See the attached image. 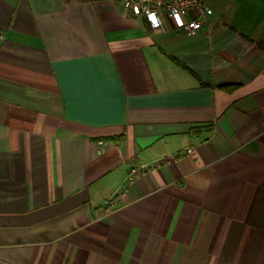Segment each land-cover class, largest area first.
I'll return each instance as SVG.
<instances>
[{"label":"crops","instance_id":"0c3cea01","mask_svg":"<svg viewBox=\"0 0 264 264\" xmlns=\"http://www.w3.org/2000/svg\"><path fill=\"white\" fill-rule=\"evenodd\" d=\"M211 6L0 0V264H264V0Z\"/></svg>","mask_w":264,"mask_h":264},{"label":"built area","instance_id":"2783aa9c","mask_svg":"<svg viewBox=\"0 0 264 264\" xmlns=\"http://www.w3.org/2000/svg\"><path fill=\"white\" fill-rule=\"evenodd\" d=\"M121 4L129 14L145 16L153 28L162 27L163 17L167 16L177 27L197 30L207 24V16L213 13L211 0H121ZM101 143L100 141L99 144ZM98 151H102L101 146ZM151 166L152 164L143 163L131 167L127 183H132L141 172Z\"/></svg>","mask_w":264,"mask_h":264},{"label":"water","instance_id":"95a60500","mask_svg":"<svg viewBox=\"0 0 264 264\" xmlns=\"http://www.w3.org/2000/svg\"><path fill=\"white\" fill-rule=\"evenodd\" d=\"M116 1H119V2H121V0H116Z\"/></svg>","mask_w":264,"mask_h":264},{"label":"trees","instance_id":"16d2710c","mask_svg":"<svg viewBox=\"0 0 264 264\" xmlns=\"http://www.w3.org/2000/svg\"><path fill=\"white\" fill-rule=\"evenodd\" d=\"M68 1H70V0H68Z\"/></svg>","mask_w":264,"mask_h":264}]
</instances>
